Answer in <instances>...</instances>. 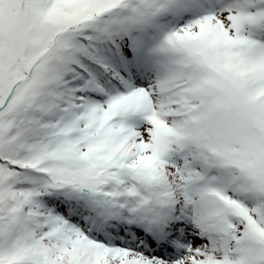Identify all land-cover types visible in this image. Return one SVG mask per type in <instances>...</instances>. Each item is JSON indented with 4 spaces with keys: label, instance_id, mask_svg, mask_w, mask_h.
<instances>
[{
    "label": "snow or ice",
    "instance_id": "1",
    "mask_svg": "<svg viewBox=\"0 0 264 264\" xmlns=\"http://www.w3.org/2000/svg\"><path fill=\"white\" fill-rule=\"evenodd\" d=\"M0 264H264V0H0Z\"/></svg>",
    "mask_w": 264,
    "mask_h": 264
}]
</instances>
